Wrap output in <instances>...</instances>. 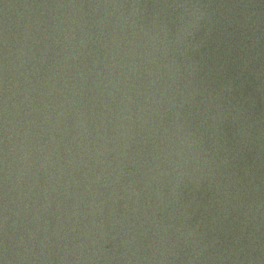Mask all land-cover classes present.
Returning a JSON list of instances; mask_svg holds the SVG:
<instances>
[{
  "label": "water",
  "instance_id": "obj_1",
  "mask_svg": "<svg viewBox=\"0 0 264 264\" xmlns=\"http://www.w3.org/2000/svg\"><path fill=\"white\" fill-rule=\"evenodd\" d=\"M0 264H264V0H0Z\"/></svg>",
  "mask_w": 264,
  "mask_h": 264
}]
</instances>
